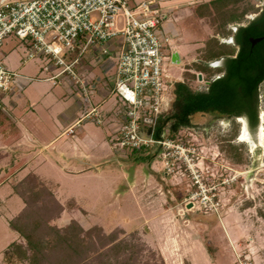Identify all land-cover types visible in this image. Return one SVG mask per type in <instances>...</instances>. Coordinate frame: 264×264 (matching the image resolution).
Listing matches in <instances>:
<instances>
[{
    "label": "rangeland",
    "instance_id": "rangeland-1",
    "mask_svg": "<svg viewBox=\"0 0 264 264\" xmlns=\"http://www.w3.org/2000/svg\"><path fill=\"white\" fill-rule=\"evenodd\" d=\"M259 3L237 0L227 10L248 14ZM217 12L206 13L208 31L202 34L203 47L196 49L195 58L169 67L170 98L176 82L193 91L203 90L206 80L221 75L219 65L213 64L224 56L206 60L203 55L209 48L231 45L236 22L219 27L221 14ZM12 42L14 49L21 48L15 38ZM18 52L23 54L22 48ZM204 66L209 73L203 71ZM261 113L257 126L248 129L253 145L240 139L243 117H236L233 127L229 119L197 112L191 115L189 126L167 136L169 155L157 146L140 150L143 161L131 151H113L115 156L106 164L90 168L100 177H75L76 168L60 169L49 157L53 151L48 146L41 153L45 161L39 155L29 163L30 167L39 165L36 171L42 183L62 205L61 213L48 224L62 228L75 221L81 236L96 228L92 238L103 243L97 245V252L104 254V264H203L204 259L207 264H234L239 258L244 263L248 259V264H264V136L262 142L257 137L260 126L264 132V80L258 87ZM64 140L61 137L55 144ZM166 159L170 170L164 167ZM8 187L5 183L1 189ZM8 205L5 202L0 210V264H7L3 249L8 235H13L7 225Z\"/></svg>",
    "mask_w": 264,
    "mask_h": 264
},
{
    "label": "built area",
    "instance_id": "built-area-1",
    "mask_svg": "<svg viewBox=\"0 0 264 264\" xmlns=\"http://www.w3.org/2000/svg\"><path fill=\"white\" fill-rule=\"evenodd\" d=\"M164 18L155 0H0V47L6 38H17L24 46L22 61L33 60L39 66L38 74L28 78L0 58V91H22L34 80L53 86L67 83L80 106L66 135L92 122L106 128L113 151L157 146L169 155L167 131L163 129L158 138L152 135L172 101L170 58L163 53L170 42L162 27ZM118 37L119 48L106 44ZM99 44L113 69V101L107 109L92 100L95 76L82 63ZM164 165L170 170L168 159ZM203 195L205 202L208 196ZM247 262L239 258L234 264Z\"/></svg>",
    "mask_w": 264,
    "mask_h": 264
},
{
    "label": "crops",
    "instance_id": "crops-1",
    "mask_svg": "<svg viewBox=\"0 0 264 264\" xmlns=\"http://www.w3.org/2000/svg\"><path fill=\"white\" fill-rule=\"evenodd\" d=\"M155 1L165 14L162 27L170 36L169 44L163 49L165 56L170 58L168 68L171 69V65H179L187 59H194L197 54L196 49L202 45L204 38L202 34L208 31L206 23L208 10L205 6L217 0ZM12 38L14 37L4 40L0 47V58L9 69L21 71L27 74L21 73L28 78L36 76L38 62L22 61L23 54L18 51L22 48L24 52V46L15 38L21 48L14 49V42L9 44ZM121 43L119 37L106 42L111 48H119ZM99 48L100 44L88 51L82 63L84 69L91 71L95 76L93 83L95 92L92 100L107 109L113 101L110 93L113 87V69L108 65L106 57L101 55ZM79 106L74 88L67 83L53 86L47 81L36 80L29 82L22 91L12 94L0 91V210L8 201L7 225L13 232V235H8L9 242L7 241L5 249L10 243L22 240L18 232L9 227V219L16 216L24 205L15 191V184L28 173H32L37 179L45 182L37 174L36 169L38 170L39 165L29 166L31 160L35 161V158L40 155L45 161L46 155L41 153L50 146L53 155L50 154L49 157L59 165L60 169L76 168L75 177L87 179L92 176L100 177L91 173L90 168L99 166L102 162L106 164V160L115 156L108 143L104 126L85 122L81 128L77 129V132L74 131L72 136L65 134L67 126L78 117ZM61 137H65V140L55 144ZM37 142L42 145H38ZM103 178L101 176V179ZM5 183H9L8 190L2 191L1 188ZM11 209L13 211H10ZM6 263L24 264L20 261ZM203 264H207L205 259Z\"/></svg>",
    "mask_w": 264,
    "mask_h": 264
},
{
    "label": "trees",
    "instance_id": "trees-1",
    "mask_svg": "<svg viewBox=\"0 0 264 264\" xmlns=\"http://www.w3.org/2000/svg\"><path fill=\"white\" fill-rule=\"evenodd\" d=\"M229 1L217 0L205 6L208 14L213 15L216 11L221 14L219 27L224 28L226 23L238 21L244 13V10L238 14L227 10L230 3L235 4L237 0ZM240 33L242 37L236 39L239 46L237 53L229 44H221L204 52L206 60L219 56L224 58L217 67L221 75L206 80L203 90L193 91L183 82L175 83L171 108L168 113L158 117L152 134L154 138H158L163 129L167 131V136H173L179 128L189 126L191 115L197 112L229 119L233 127L236 117H243L249 130L257 126L258 87L264 80V40L252 48L249 38L264 35V11L249 25L241 27ZM202 69L208 73L210 71L205 66ZM140 150L145 149H133L131 153L143 161L145 156ZM15 191L24 205L16 216L9 219V227L18 232L22 240L10 243L3 251L6 262L104 264V254L97 252V245L102 246L103 243L92 238L96 228H91L84 237L80 235L82 230L75 221L62 228L48 224L49 219L61 213L62 205L42 181L28 173L15 184ZM261 215L264 217V213Z\"/></svg>",
    "mask_w": 264,
    "mask_h": 264
},
{
    "label": "flooded vegetation",
    "instance_id": "flooded-vegetation-1",
    "mask_svg": "<svg viewBox=\"0 0 264 264\" xmlns=\"http://www.w3.org/2000/svg\"><path fill=\"white\" fill-rule=\"evenodd\" d=\"M259 5H255L256 8H258L256 11H253L251 13L245 14V12L241 15V17L238 19V21H236V25L234 28H232V34H231V45L234 47V51L235 53H237L239 51V46L236 43V39L237 37H242V33H240V28L241 27H245L247 25L250 24L251 21H253L255 18H257L259 15H261V13L264 11V0H259ZM255 10V9H254ZM243 12V10H240L239 13ZM262 37V40H264V35L263 36H259ZM257 38V37H256ZM260 41L252 44L251 42H249L250 47H254L257 43H259Z\"/></svg>",
    "mask_w": 264,
    "mask_h": 264
},
{
    "label": "bare ground",
    "instance_id": "bare-ground-1",
    "mask_svg": "<svg viewBox=\"0 0 264 264\" xmlns=\"http://www.w3.org/2000/svg\"><path fill=\"white\" fill-rule=\"evenodd\" d=\"M261 118L263 116V113H261ZM242 122L244 119H241ZM244 122L242 123V126L240 128V139L243 140V141H246L248 143H251L253 145V142H251V140L249 139L248 137V130L244 128L243 126ZM263 136H264V132H263V128L260 126L257 130V137H258V140L259 142H262L263 141Z\"/></svg>",
    "mask_w": 264,
    "mask_h": 264
},
{
    "label": "water",
    "instance_id": "water-1",
    "mask_svg": "<svg viewBox=\"0 0 264 264\" xmlns=\"http://www.w3.org/2000/svg\"><path fill=\"white\" fill-rule=\"evenodd\" d=\"M261 39H262V37H257V38H249V41H250L252 44H254V43H256V42L260 41ZM230 40L232 41V39H231V38H230ZM221 62H222V59L218 60V61H217V62H215L213 65H214V66L220 65V64H221ZM259 119H261V116H260V115H258V120H259ZM243 122H244V124H243L244 128L248 130V128H247V124H246V121H245V119L243 120Z\"/></svg>",
    "mask_w": 264,
    "mask_h": 264
}]
</instances>
